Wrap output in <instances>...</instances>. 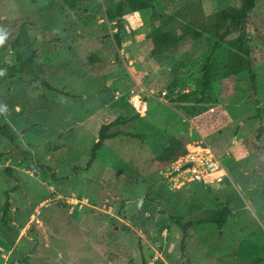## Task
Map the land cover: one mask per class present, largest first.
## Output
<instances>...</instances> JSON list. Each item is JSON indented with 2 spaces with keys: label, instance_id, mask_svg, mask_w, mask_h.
<instances>
[{
  "label": "rangeland",
  "instance_id": "1",
  "mask_svg": "<svg viewBox=\"0 0 264 264\" xmlns=\"http://www.w3.org/2000/svg\"><path fill=\"white\" fill-rule=\"evenodd\" d=\"M120 1L0 0V220L5 194L15 188L0 222V264H264V61L253 68L254 87L247 73L213 84L228 125L207 133L201 107L190 118L171 101L197 91L204 60L212 56L218 65L238 34L223 42L185 37L175 50L151 57V11L125 8L107 21L106 9L116 13ZM188 2L205 16L229 5H152L172 14ZM254 13L264 18V0H255ZM30 57L33 73L24 76L20 61ZM135 94L147 103L134 99L141 113L147 108L143 121L128 102ZM109 103L122 112L107 114ZM126 110L132 123L107 133L137 137L105 140L87 169L95 127L121 120ZM165 135L210 146L230 182L218 190L200 183L167 189L152 161ZM228 198L226 225H193L182 249L170 216L198 223Z\"/></svg>",
  "mask_w": 264,
  "mask_h": 264
},
{
  "label": "trees",
  "instance_id": "2",
  "mask_svg": "<svg viewBox=\"0 0 264 264\" xmlns=\"http://www.w3.org/2000/svg\"><path fill=\"white\" fill-rule=\"evenodd\" d=\"M254 2L255 0H229L226 9L219 10L211 16H205L201 8L193 2L178 7L177 11H173L172 14H166L158 13L155 10L152 5L153 0H122L115 9L116 13L111 8L106 9L105 18L107 21L113 22L115 18H121L125 8L132 13L150 10L151 16L146 40L151 57H160L175 50L181 39L185 37L197 40L206 35L217 39V42H223L231 34H238L234 41L228 43L229 47L218 65L212 60V56L204 60L199 70L201 73L199 89L182 94L171 101L172 105L190 118H194L195 113L199 111L197 108L201 107L202 111L206 112L204 131L211 133L228 125V118L220 109L219 101L213 92V84L230 76L247 73L254 87L253 68L264 61V53L261 47L253 45V41H256L259 45L264 46V18L254 13ZM114 40L119 46L120 39L117 35L114 36ZM19 43L20 40L17 38L10 46L12 49H16ZM20 62L19 73L24 76L31 75L33 73V58L30 57ZM45 87L69 97L48 85ZM119 122L121 120L116 119L101 126L86 165L87 169L97 159V152L102 143L107 139L119 136V133H107L111 126ZM158 146L159 148L154 150L153 158L158 170L167 167L185 154V144L182 138L165 135ZM14 191L15 188L10 192ZM9 193L5 194V203L0 220L2 224L6 222L7 218ZM229 202L230 199L228 198L221 209L211 212L209 216L199 220L198 223H184L182 217L170 216L174 224L181 229V248L183 249L184 242L188 238L189 229L195 224H211L218 229L223 228L230 215Z\"/></svg>",
  "mask_w": 264,
  "mask_h": 264
},
{
  "label": "built area",
  "instance_id": "3",
  "mask_svg": "<svg viewBox=\"0 0 264 264\" xmlns=\"http://www.w3.org/2000/svg\"><path fill=\"white\" fill-rule=\"evenodd\" d=\"M165 95L166 93H162V96ZM135 98L141 105L146 106V102L142 101L138 94L132 95L128 100L136 113L144 116L146 110L141 113L135 107ZM158 172L163 185L169 190L180 189L191 183H200L211 190H218L230 182L227 170L212 148L200 143L186 144L185 154Z\"/></svg>",
  "mask_w": 264,
  "mask_h": 264
},
{
  "label": "crops",
  "instance_id": "4",
  "mask_svg": "<svg viewBox=\"0 0 264 264\" xmlns=\"http://www.w3.org/2000/svg\"><path fill=\"white\" fill-rule=\"evenodd\" d=\"M139 95V94H138ZM146 106H147V103H146ZM110 108H114V110H110ZM104 109L105 110H108V112H107V114H115L116 112H117V107L114 105V103H109V105L108 106H105L104 107ZM119 111V110H118ZM146 111H147V108H146ZM119 112H122V111H119ZM145 116V115H144ZM120 118H122L121 119V123L120 124H130V123H132V118H135V115H133V111L132 110H126V113H124ZM136 121H143L144 120V118L143 117H141L140 115H139V118L138 119H135ZM154 124L152 123V126H153ZM102 126H103V123H102ZM99 128H101L100 126L97 128V127H95V129H96V131L97 130H99ZM115 134V133H114ZM117 137H123V138H126V139H135L136 137H137V135L136 134H130V133H124V132H119V136H117ZM102 147V146H101ZM98 159V158H97ZM153 161V164H155L154 163V160H152ZM91 166H93V164L91 165ZM155 166H156V164H155ZM105 168V170H106V172L109 174V176H113L112 175V173H110L109 172V167L108 166H104ZM115 173H117V172H115ZM118 174V173H117ZM118 175H120L121 176V174H118ZM115 177V176H114ZM115 178H117V177H115ZM118 179V178H117ZM137 182H139V181H136L135 183H137Z\"/></svg>",
  "mask_w": 264,
  "mask_h": 264
},
{
  "label": "clouds",
  "instance_id": "5",
  "mask_svg": "<svg viewBox=\"0 0 264 264\" xmlns=\"http://www.w3.org/2000/svg\"><path fill=\"white\" fill-rule=\"evenodd\" d=\"M3 41H4V36L0 35V45L3 44Z\"/></svg>",
  "mask_w": 264,
  "mask_h": 264
}]
</instances>
